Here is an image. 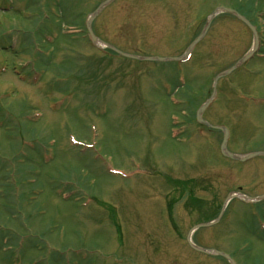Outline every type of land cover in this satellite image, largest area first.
<instances>
[{"label": "rangeland", "instance_id": "obj_1", "mask_svg": "<svg viewBox=\"0 0 264 264\" xmlns=\"http://www.w3.org/2000/svg\"><path fill=\"white\" fill-rule=\"evenodd\" d=\"M0 0V264H264V0ZM256 54L213 84L253 43ZM214 16H210L216 11ZM211 17V18H210ZM217 222L211 226L196 225Z\"/></svg>", "mask_w": 264, "mask_h": 264}, {"label": "water", "instance_id": "obj_2", "mask_svg": "<svg viewBox=\"0 0 264 264\" xmlns=\"http://www.w3.org/2000/svg\"><path fill=\"white\" fill-rule=\"evenodd\" d=\"M111 0H105L103 3H101L98 8L90 15L87 23H86V27H87V30L90 34V37L93 41H97V38L93 35L91 29H90V23H91V20L93 19V16L95 14H97V12L100 10V8L106 4L107 2H109ZM226 11L230 12V13H233L234 15H236L243 23H245L248 28L252 31V34H253V44H252V47L251 49L245 54L243 55L234 65H232L230 68H228L227 70L217 74L213 80V84L216 83L217 79L222 77V76H225L226 74L230 73L234 68H236L240 63L244 62L245 60H247L248 58H250L253 53L257 50L258 48V35H257V31L255 29V27L247 20L245 19V17L241 16L240 14H237L235 11L233 10H229L227 9ZM217 10L214 11L211 15L213 16L214 14H216ZM210 15V16H211ZM211 16V17H212ZM210 17V18H211ZM205 31V30H204ZM203 31V32H204ZM203 35V33H201L187 48L186 50V53L183 55V56H180V57H155V56H147V57H140V56H135V55H131V54H126V53H123V52H120L118 51L117 49H113V47L109 46L110 48H112L113 50H115L117 53L119 54H122L123 56H127V57H131V58H135V59H142V60H157V61H167V60H173V59H176V60H180L182 59L183 57H185L189 51L191 50V48L193 47V45L201 38V36ZM209 101H206L204 102L197 110L196 112V118L199 122L207 125V126H210L208 123H206L202 118H201V114L203 112V110L205 109V107L208 105ZM213 128H217V129H221L223 131V138H222V142H221V145H220V150L222 152L223 155L229 157V158H232V159H237V160H241V161H244L250 157H253V156H256V155H264L263 152H260V151H257V152H252V153H248V154H245V155H238V154H234V153H231L227 150L226 148V141H227V136H228V131L226 128L224 127H221V126H212ZM235 195H231L229 198L233 197ZM260 198H264V194L259 196V197H256V198H251V197H243L242 199L244 200H256V199H260ZM217 220H214L213 222H209V223H203V224H199V225H196L192 228L193 229H196L198 227H202V226H208V225H211L213 223H215ZM187 240H188V243L190 245L191 248H193L194 250L196 251H199V252H202V253H206V254H217V255H220L222 257H224L225 259H227L230 264H234V262L231 260V258L229 257V255L223 253V252H219V251H216V250H212V249H205V248H201V247H198L196 245H194L191 241H190V233L188 234L187 236Z\"/></svg>", "mask_w": 264, "mask_h": 264}]
</instances>
